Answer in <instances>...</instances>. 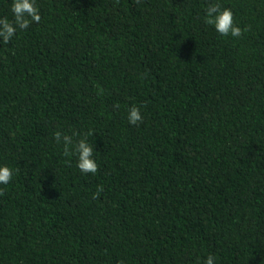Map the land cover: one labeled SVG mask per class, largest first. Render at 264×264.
Listing matches in <instances>:
<instances>
[{
    "label": "trees",
    "instance_id": "trees-1",
    "mask_svg": "<svg viewBox=\"0 0 264 264\" xmlns=\"http://www.w3.org/2000/svg\"><path fill=\"white\" fill-rule=\"evenodd\" d=\"M210 3L248 31L220 36ZM36 6L0 39V264H264V0Z\"/></svg>",
    "mask_w": 264,
    "mask_h": 264
},
{
    "label": "clouds",
    "instance_id": "clouds-1",
    "mask_svg": "<svg viewBox=\"0 0 264 264\" xmlns=\"http://www.w3.org/2000/svg\"><path fill=\"white\" fill-rule=\"evenodd\" d=\"M11 12L13 20L9 21L7 17L0 19V39L4 44L10 42L15 36L17 30H26L32 23H40L41 16L36 6V0H12ZM204 23L213 26L215 31L222 37L239 38L248 31V28L241 29L236 25L233 13L228 8H221L219 3H210L205 9ZM98 94H103V90L98 88ZM143 121L141 111L138 107H131L128 112V122L131 125H139ZM75 135V134H74ZM54 139L59 144L63 141V155L70 157L76 155L77 167L83 174L95 175L98 171V165L93 158L92 144L87 142V138H82L73 142V137L63 135L57 131L54 133ZM67 162V161H66ZM13 171L7 166H0V185H7L11 182ZM102 187H98L93 194V199L99 198ZM0 195H3L0 192ZM215 257L208 255L203 264H215Z\"/></svg>",
    "mask_w": 264,
    "mask_h": 264
}]
</instances>
